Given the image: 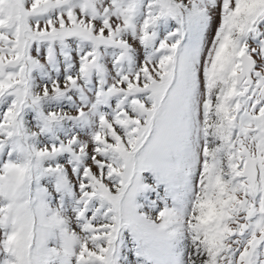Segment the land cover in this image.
Here are the masks:
<instances>
[{"label": "snow or ice", "instance_id": "snow-or-ice-1", "mask_svg": "<svg viewBox=\"0 0 264 264\" xmlns=\"http://www.w3.org/2000/svg\"><path fill=\"white\" fill-rule=\"evenodd\" d=\"M0 264H264V0H0Z\"/></svg>", "mask_w": 264, "mask_h": 264}]
</instances>
